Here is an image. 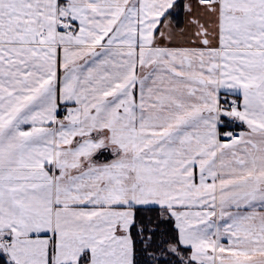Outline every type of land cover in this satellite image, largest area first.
<instances>
[{
    "label": "snow or ice",
    "instance_id": "snow-or-ice-1",
    "mask_svg": "<svg viewBox=\"0 0 264 264\" xmlns=\"http://www.w3.org/2000/svg\"><path fill=\"white\" fill-rule=\"evenodd\" d=\"M0 264H264V0H0Z\"/></svg>",
    "mask_w": 264,
    "mask_h": 264
}]
</instances>
